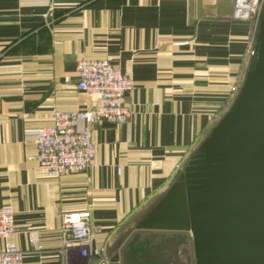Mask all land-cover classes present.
Listing matches in <instances>:
<instances>
[{
	"label": "crops",
	"instance_id": "1",
	"mask_svg": "<svg viewBox=\"0 0 264 264\" xmlns=\"http://www.w3.org/2000/svg\"><path fill=\"white\" fill-rule=\"evenodd\" d=\"M232 5L0 0V206L13 210L24 264H98L115 255L123 263L130 238L147 232L134 221L175 181L243 81L256 20L233 19ZM104 57L133 82L126 122L89 126L95 158L83 172L39 176L26 133L49 125L52 109H83L76 64ZM81 210L90 213L95 252L61 256V215Z\"/></svg>",
	"mask_w": 264,
	"mask_h": 264
},
{
	"label": "water",
	"instance_id": "2",
	"mask_svg": "<svg viewBox=\"0 0 264 264\" xmlns=\"http://www.w3.org/2000/svg\"><path fill=\"white\" fill-rule=\"evenodd\" d=\"M253 18L248 66L232 102L134 225L188 233L195 264H264V1ZM107 264H119L118 256Z\"/></svg>",
	"mask_w": 264,
	"mask_h": 264
},
{
	"label": "built area",
	"instance_id": "3",
	"mask_svg": "<svg viewBox=\"0 0 264 264\" xmlns=\"http://www.w3.org/2000/svg\"><path fill=\"white\" fill-rule=\"evenodd\" d=\"M264 0H233L231 17L249 20L256 16ZM75 89L88 99L81 110L49 113L51 123L28 131L36 147L34 156L39 176L59 178L65 174L83 172L94 164L95 149L89 126L101 121L124 124L128 117L125 94L133 88L129 75L123 73L110 57L81 59L76 64ZM232 87L231 95L237 92ZM87 210L66 212L60 219L61 256L77 250L83 258L94 254L93 237ZM18 228L9 205L0 206V264H24L26 251L13 241ZM31 245L36 243L35 233H29ZM106 256L99 264H107ZM63 264H66L63 262Z\"/></svg>",
	"mask_w": 264,
	"mask_h": 264
},
{
	"label": "trees",
	"instance_id": "4",
	"mask_svg": "<svg viewBox=\"0 0 264 264\" xmlns=\"http://www.w3.org/2000/svg\"><path fill=\"white\" fill-rule=\"evenodd\" d=\"M146 231L130 238L122 264H186L181 260L185 251H178V245L185 243L184 232Z\"/></svg>",
	"mask_w": 264,
	"mask_h": 264
},
{
	"label": "rangeland",
	"instance_id": "5",
	"mask_svg": "<svg viewBox=\"0 0 264 264\" xmlns=\"http://www.w3.org/2000/svg\"><path fill=\"white\" fill-rule=\"evenodd\" d=\"M137 219L134 221V224L136 223ZM184 236H185V241H184L185 242V255L181 256V260L183 261V263H186V264H195L190 235L188 233H185Z\"/></svg>",
	"mask_w": 264,
	"mask_h": 264
}]
</instances>
